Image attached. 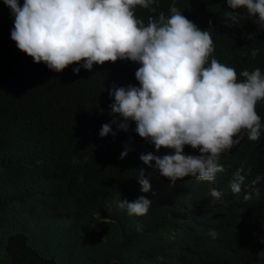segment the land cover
I'll return each instance as SVG.
<instances>
[{
    "label": "trees",
    "instance_id": "trees-1",
    "mask_svg": "<svg viewBox=\"0 0 264 264\" xmlns=\"http://www.w3.org/2000/svg\"><path fill=\"white\" fill-rule=\"evenodd\" d=\"M171 2L158 0L157 11L169 15ZM176 4L209 31L213 55L222 64L237 74L256 67L264 73V31L247 38L257 25L246 9H230L226 0ZM135 11L147 24L152 13ZM13 21L0 0V264H264V130L258 141L245 133L222 154L225 171L215 183L185 177L172 184L139 159L172 150L156 152L135 133L134 122L127 132L112 125L115 137L99 135L113 119L109 91L113 85L139 86V64L118 60L91 71L81 68L79 74L73 64L54 72L17 48L10 36ZM252 48L260 50L255 58ZM256 111L264 123V101ZM126 144L131 151L121 159ZM184 152L199 154L190 146ZM241 166L246 184L262 177L255 185L259 198L245 201L249 189L230 191ZM140 168L152 174L148 193L140 190ZM212 187L222 199L210 196ZM141 195L153 201L146 215L118 207L120 200Z\"/></svg>",
    "mask_w": 264,
    "mask_h": 264
},
{
    "label": "clouds",
    "instance_id": "clouds-1",
    "mask_svg": "<svg viewBox=\"0 0 264 264\" xmlns=\"http://www.w3.org/2000/svg\"><path fill=\"white\" fill-rule=\"evenodd\" d=\"M226 2L230 9H246L257 25V32L248 34V39L254 40L264 31V0ZM3 3L14 18L11 39L36 64L44 63L57 73L77 64L72 69L74 74L81 68L91 71L94 65L118 60L139 64L135 71L139 86L113 85L109 91L114 100L109 105L113 119L102 125L99 135L115 137L112 125L127 132L134 122L135 133L154 145L156 152L172 150L163 156L148 152L139 157L172 184L185 177L215 183L217 174L225 171L219 163L222 154L239 145L245 133L250 141L260 140L264 123L256 106L264 101V73L256 67L237 74L234 67L217 60L209 31L184 16L176 0H172L167 16L157 11L158 0H23L22 6L20 0ZM137 7L152 13L147 24L137 18ZM259 52L252 48L250 55L255 58ZM185 146L199 154H185ZM124 148L121 159L131 151L127 144ZM137 171L141 192H150L152 174L146 176L144 168ZM244 172L241 166L233 173L230 191L239 194L249 189L245 201L259 198L255 185L262 177L246 184ZM209 194L214 199L223 198L215 187ZM152 203L141 195L131 202L120 200L118 207L129 215L144 216ZM209 235L216 239L218 233L211 230Z\"/></svg>",
    "mask_w": 264,
    "mask_h": 264
}]
</instances>
